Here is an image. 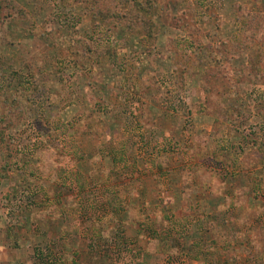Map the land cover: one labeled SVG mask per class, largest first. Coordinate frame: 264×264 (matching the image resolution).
Listing matches in <instances>:
<instances>
[{
    "label": "rangeland",
    "instance_id": "rangeland-1",
    "mask_svg": "<svg viewBox=\"0 0 264 264\" xmlns=\"http://www.w3.org/2000/svg\"><path fill=\"white\" fill-rule=\"evenodd\" d=\"M14 1L0 264H264V0Z\"/></svg>",
    "mask_w": 264,
    "mask_h": 264
},
{
    "label": "trees",
    "instance_id": "trees-1",
    "mask_svg": "<svg viewBox=\"0 0 264 264\" xmlns=\"http://www.w3.org/2000/svg\"><path fill=\"white\" fill-rule=\"evenodd\" d=\"M102 2V0H83L85 10L93 17H99V29L100 26L106 27V24H109L111 22H113V27L115 28L126 27L129 30L140 28V26L138 25L141 22L140 17H142V15H140L138 9H140L142 3L139 0H110L107 3ZM15 7L19 8L14 0H0V17L2 16V11L4 8L15 9ZM126 8H129V10L124 11ZM142 19L147 20L145 17H142ZM153 27L154 23L151 21V19L147 20L145 25L146 30L151 33ZM107 28H111V26H107ZM110 47L111 46H106L105 48H107L109 54L112 55V48ZM118 159L121 160L122 157L120 156L118 157ZM14 234L16 235L15 239L18 241L19 234L16 230H13V235Z\"/></svg>",
    "mask_w": 264,
    "mask_h": 264
}]
</instances>
